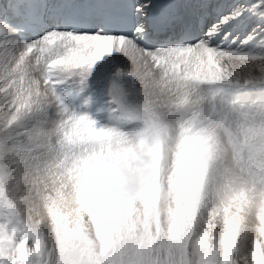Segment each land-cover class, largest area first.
I'll list each match as a JSON object with an SVG mask.
<instances>
[{
	"label": "snow or ice",
	"instance_id": "6c2138e0",
	"mask_svg": "<svg viewBox=\"0 0 264 264\" xmlns=\"http://www.w3.org/2000/svg\"><path fill=\"white\" fill-rule=\"evenodd\" d=\"M0 264H264V0H0Z\"/></svg>",
	"mask_w": 264,
	"mask_h": 264
},
{
	"label": "rangeland",
	"instance_id": "374dc122",
	"mask_svg": "<svg viewBox=\"0 0 264 264\" xmlns=\"http://www.w3.org/2000/svg\"><path fill=\"white\" fill-rule=\"evenodd\" d=\"M116 60L117 61V57H114V55L112 57H109V58H104V60H102L100 62V64L97 66L98 69H101V68H105V67H110L111 70H112V73L114 75V69L116 67H118L120 70L122 67H120V63L118 64V61L116 62L115 66L113 67V61ZM114 68V69H113ZM128 71V70H127ZM126 72V71H125ZM129 72V71H128ZM131 80V79H130ZM121 84H123V86L125 87V89H131L133 88L134 84L136 85V83L133 81V79L130 81L132 83V85L129 87L126 83H125V77H123L120 81H119ZM129 87V88H127ZM131 98V97H129ZM78 106V105H77ZM103 105L99 102L95 103L91 108H90V113L93 115V116H96L97 115V110L102 108ZM105 114L104 113H100V117L103 118Z\"/></svg>",
	"mask_w": 264,
	"mask_h": 264
},
{
	"label": "bare ground",
	"instance_id": "6f19581e",
	"mask_svg": "<svg viewBox=\"0 0 264 264\" xmlns=\"http://www.w3.org/2000/svg\"><path fill=\"white\" fill-rule=\"evenodd\" d=\"M114 55V57H117V61H118V64L120 63V67H122L121 68V71H123V72H130L131 70H132V66H131V63L125 58V57H123L121 54H119V53H113L112 54V56ZM111 56V57H112ZM105 58H109V57H105ZM114 69V68H113ZM128 70V71H127ZM114 71H115V69H114ZM132 80V78L131 77H125V83L130 87L131 85H132V83L130 82L131 80ZM129 87H127V88H129ZM133 88H135V89H138L139 88V85L136 83V85L134 84V86H133ZM130 89H131V87H130ZM127 90V89H126ZM129 90V89H128ZM129 99H131V98H129Z\"/></svg>",
	"mask_w": 264,
	"mask_h": 264
},
{
	"label": "clouds",
	"instance_id": "9594fccd",
	"mask_svg": "<svg viewBox=\"0 0 264 264\" xmlns=\"http://www.w3.org/2000/svg\"><path fill=\"white\" fill-rule=\"evenodd\" d=\"M139 187H140V181L139 178H136L130 181L129 183H127L126 185H124V190L128 193H132L138 190Z\"/></svg>",
	"mask_w": 264,
	"mask_h": 264
}]
</instances>
